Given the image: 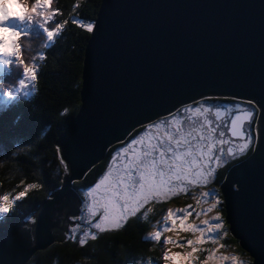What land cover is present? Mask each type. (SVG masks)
<instances>
[{
  "label": "water",
  "instance_id": "water-1",
  "mask_svg": "<svg viewBox=\"0 0 264 264\" xmlns=\"http://www.w3.org/2000/svg\"><path fill=\"white\" fill-rule=\"evenodd\" d=\"M99 18L101 31L83 51L79 108L57 138L83 161L76 172L98 163L134 120L162 113L175 99L200 92L246 99L264 91V0H101ZM234 175L245 176L247 186L224 200L231 183L219 185L228 230L255 264H264V176L249 164L226 171L222 181ZM63 187L62 206L45 199L31 212L41 220L35 246L23 220L7 232L19 239L0 246V264H25L34 251L64 238L67 180Z\"/></svg>",
  "mask_w": 264,
  "mask_h": 264
},
{
  "label": "snow or ice",
  "instance_id": "snow-or-ice-1",
  "mask_svg": "<svg viewBox=\"0 0 264 264\" xmlns=\"http://www.w3.org/2000/svg\"><path fill=\"white\" fill-rule=\"evenodd\" d=\"M9 3L10 0H0V65L7 71L8 66L15 63L22 68L23 78L15 90L9 87L3 91L7 99L0 103L4 105L14 103L20 97L29 99L36 91L35 83L40 78L36 57L31 62H25L19 43L20 37L27 35L34 17L41 18L37 23L46 38L45 48L48 42H54L61 35L69 23L68 19L57 21L56 17L62 13L52 7L53 0H31L30 7L29 0H15L18 11L10 8ZM75 11L73 8V12L69 13L71 24L86 31L90 38H97L101 31V18H81L73 14ZM38 58L44 60L46 54L41 52ZM89 74L91 78L90 67ZM81 83H85V75ZM170 105L162 113L153 110L134 120L125 130L126 138L117 137L119 147L111 151L106 170L97 174L93 182L78 189L74 187L77 180L72 177L86 178L88 172L84 169L88 164L84 163L76 172L83 161L57 142V175L63 174L59 185L50 186L41 177L27 184L21 181L22 188L15 196L0 195V246L6 240L19 239V234L11 232L6 236L3 228L4 222L15 212L16 202L24 199L32 190L44 193L48 203L60 207L62 205L57 202V194L64 191L65 180L71 193L70 214L66 217L68 226L61 243L78 242L79 247L84 248L89 240L97 241L100 234L123 231L130 220L145 210L151 211L149 206L153 202L164 201L175 193L186 191L189 186L219 183L220 188H224L231 183L224 200L246 188L247 178L243 175H234L231 181H217L221 169H226L230 175L242 166L254 164L264 176V91L246 99L236 95L221 97L200 92L186 99H175ZM4 115L5 112L0 110V151L12 149L11 155L14 157L21 153L35 155L33 149L39 150L41 147L38 143L30 144L27 148L20 146L22 141L31 137L30 129L7 125ZM220 196V191L215 188L201 193V199L211 200V203L206 210L200 209L195 215L223 207L224 200ZM72 205H75L74 211H71ZM192 214L191 206L175 211L169 208L164 216L163 229L150 234L153 240L160 241L162 231L172 232L179 227L195 235L194 239L187 240V247L191 251L170 253L165 248L163 264H197L195 254L201 251L200 245L205 243V237L215 244L217 241L211 234L224 231V217L219 212L210 219L201 220L199 224L187 222ZM26 219L28 223L24 225V232L28 242L35 246V238L41 231V220L38 214ZM173 243L175 241L170 236L163 237L164 245ZM241 243L247 247L243 239ZM180 247L185 245L181 244ZM226 259L217 258L213 249L202 264H209V261L224 264ZM231 259L232 264H236V258ZM251 264H255V260Z\"/></svg>",
  "mask_w": 264,
  "mask_h": 264
},
{
  "label": "trees",
  "instance_id": "trees-1",
  "mask_svg": "<svg viewBox=\"0 0 264 264\" xmlns=\"http://www.w3.org/2000/svg\"><path fill=\"white\" fill-rule=\"evenodd\" d=\"M100 1L53 0L52 7L62 13L56 17L57 21L68 19L69 23L54 42H48L47 48L38 42V39L44 42L46 40L43 30L35 29L36 25L39 27L37 23V20L41 19L39 17H34L27 29V35L20 37L23 58L26 62H31L32 58L36 57L40 78L35 83V93H32L29 99L21 98L11 105L3 104L0 110L5 112L3 119L7 125L30 129L31 137L22 141L21 147L27 148L28 145L37 143L41 147L39 150L33 149L36 154L31 156L21 153L14 157L11 155L12 149L0 151V195L15 196L22 188L21 181L27 184L36 182L41 177L50 186L60 184V176L63 174L57 175L59 165L55 157V146L59 134L76 114L80 105L83 51L89 37L86 31L71 24L69 13L75 8L73 14L94 20ZM28 6H31V0ZM34 40L37 45H34ZM41 52L46 54L44 60L38 58ZM28 109L32 111L29 112ZM118 145L111 146L107 152L108 156L106 154L102 160L93 165L87 171L86 178L77 180L74 187L78 189L90 184L97 174L106 170L110 153ZM226 171L221 169L216 180L222 181ZM213 184L220 191L219 183ZM44 196L45 194L40 191L30 190L24 199L17 201L15 212L4 222V234L6 235L23 220H27L31 212H34L45 200ZM223 213L225 214L224 211ZM142 227L137 221L131 220L123 231L100 234L97 241L89 240L84 248H80L78 242L61 243L64 239L62 237L63 239L53 241L45 248L34 251L25 264H136V258L143 263L160 264L156 259L161 258V251L151 250L149 244L142 238ZM227 227L226 225L228 230ZM222 240L237 254H241V264H251L252 258L230 232Z\"/></svg>",
  "mask_w": 264,
  "mask_h": 264
},
{
  "label": "rangeland",
  "instance_id": "rangeland-1",
  "mask_svg": "<svg viewBox=\"0 0 264 264\" xmlns=\"http://www.w3.org/2000/svg\"><path fill=\"white\" fill-rule=\"evenodd\" d=\"M9 7L12 8L13 10H17V11L19 10L15 2H10ZM35 29L42 30L40 26L38 27L37 25L35 26ZM32 39L34 38L32 37ZM38 42L41 45H44L45 43L44 40L40 41L39 39H38ZM19 43H21L20 40H19ZM34 45H37L35 40H34ZM21 54H22V59H24L23 58L24 53L22 49H21ZM3 69H4V66L0 65V101L7 99L6 97L3 96V91L7 90L9 87L15 90L16 87L19 86L18 85L19 80L23 78L22 68L18 67L15 63L9 65L7 68V71H4ZM221 97H224V96H221ZM21 98L23 97H20L18 99H21ZM11 104L12 103H9L7 105H11ZM3 106L4 105L0 103V109L3 108ZM114 144H119V141ZM114 144L108 146L105 156L106 154L108 156L107 152L109 148L113 146ZM117 147H119V145ZM212 188H215L213 183H209L207 185L189 186L186 191L175 193L170 198L164 201L153 202V204L149 206L152 209L151 211L145 210L144 212L139 214L136 218L132 219V220L137 221L143 226L142 227L143 229L142 238L144 239V241H146L149 244V246L151 247V250L153 251V249H159L161 251V258L156 259V261H158L160 264H163L162 255H163V251L165 248H168L170 253L172 252L183 253L184 251H191V249L187 247V240L195 238V235L192 232L184 231L178 227L175 231H172V232L162 231V238L160 241H155L152 239L150 235L152 232L158 229L160 230L163 229V226L165 224L164 216L166 215V212L169 208L175 211L176 209L191 206V210L193 214L188 217V220H187L188 223L199 224L201 220L210 219L211 217L215 216L217 212H219L224 217V213H223L224 206L217 208L216 210L212 212L205 211L199 216L195 215V212L200 211V209L206 210L209 207L211 200L201 199V193L206 192ZM220 199L223 200L222 195L220 196ZM198 200L200 201L199 204L197 203ZM222 208H223V211H222ZM226 225L228 226L224 218V223H223L224 231H220L218 234L217 233L211 234L216 239L217 243L214 244L207 239V236L205 237V243L200 245L201 251L195 254L196 259H197V264H202L205 257L209 255V251L213 249L215 250V256L217 258H220V257L228 258L224 260V264H232V259H231L232 257L236 258V264L242 263V257L240 256L241 254H237L233 248H230L229 246L224 244L222 240V238H224L229 232V230L226 229ZM164 236H170L173 239V241H175V243L164 245L163 244ZM181 244H184L185 247L181 248L180 247ZM146 258L149 259V257H146ZM135 262L136 264H157L156 262L143 263L138 258L135 259ZM209 264H215V262L209 261Z\"/></svg>",
  "mask_w": 264,
  "mask_h": 264
}]
</instances>
